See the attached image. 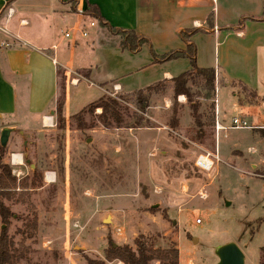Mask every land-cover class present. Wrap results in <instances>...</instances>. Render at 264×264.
Segmentation results:
<instances>
[{
  "label": "rangeland",
  "instance_id": "1",
  "mask_svg": "<svg viewBox=\"0 0 264 264\" xmlns=\"http://www.w3.org/2000/svg\"><path fill=\"white\" fill-rule=\"evenodd\" d=\"M62 9L56 0H20L14 18H38ZM65 10L73 14L77 7L70 2ZM78 17L60 25L56 39L59 29H74L70 40L74 41L79 38L76 30L85 26L88 36L78 41L74 54H65L74 67L84 70L59 71L65 84L77 86L81 81L71 88L67 103L70 111L80 109L65 119L59 99L51 127L28 124L16 129L8 141L13 152L23 155L15 172L7 164L8 145L0 147V165L9 166L16 179L11 197L2 199L12 215L8 235L15 245L22 242L29 249L19 264H86V258L102 260L109 243L133 246L141 235L155 240L157 247L173 241L179 264H217L216 249L229 243L241 250L244 264H264V129L230 130L217 136L213 127L216 108L225 125L244 111L233 107L234 95L236 103L262 124L264 44L249 43L248 37L238 38L232 30L193 38L196 63L218 74L215 95L194 99L203 124L202 135L196 138L198 128L187 100L173 99L162 81L145 114L135 109L132 93H126L159 79L168 66L170 73L179 75L183 71L179 62L134 71L143 55L120 56L114 35L98 24L90 27L81 14ZM255 32L247 29L246 34ZM94 33L100 35L93 41ZM112 80L125 92L114 89ZM188 86L204 94L201 79H191ZM243 86L255 90L258 98L250 97ZM102 95L120 105L121 127L103 128L98 122L101 110L91 105ZM137 116L147 121L140 129L134 126ZM170 121L177 122L176 129L170 128ZM206 152L219 161L209 172H201L194 163ZM34 170L38 177L31 181ZM46 177H54L51 187H44Z\"/></svg>",
  "mask_w": 264,
  "mask_h": 264
},
{
  "label": "crops",
  "instance_id": "2",
  "mask_svg": "<svg viewBox=\"0 0 264 264\" xmlns=\"http://www.w3.org/2000/svg\"><path fill=\"white\" fill-rule=\"evenodd\" d=\"M18 1L20 0H0V131L3 128H13L15 132L18 128L24 129L28 124L37 125L41 129L51 127L59 112L57 108L59 99L63 101L60 113L65 119L80 109V107H73L70 111L67 109V103L71 88L77 87L81 81L77 86L65 84L61 81L59 71L61 68L84 70L74 67L70 59H66L65 54L70 56L74 54L79 46L78 41L85 39L88 35L85 38L79 35L78 39L70 41L71 39H65L63 36L69 29L63 31L59 29L60 37L58 39L56 37L59 26L76 22L79 14L88 4L96 6L105 23L112 28L133 32L147 41L149 46L142 45L136 52H129L120 48V39L114 35L118 41L115 51L120 56L129 55L137 59L138 55H143V63H135L136 65L132 68L134 71L142 72L150 67L153 69L159 67L149 53L150 48L156 55L184 50L186 44L180 39V33L186 30H198L190 38L192 42L198 34L209 33L217 36L223 31L232 30L238 38L248 37L249 43L264 44V30H262L264 29V0H56L64 11L40 14L38 18L26 19L21 16L15 19L14 9ZM72 1L77 4L78 15L67 13L65 10L67 3ZM5 6L13 9L14 13L10 20L3 18L7 10V8L3 10ZM95 26L96 24L92 28ZM82 28L84 29L85 26ZM247 29L256 32L253 35L246 34ZM99 35L94 33L93 41ZM53 61L58 62L60 66H55ZM177 61L183 70L182 73L190 70L187 59L169 61L163 65ZM196 66L206 67L199 65L198 61ZM170 67L163 71L159 79L144 88L162 81L172 92L170 80L176 76L169 72ZM214 70L216 86L218 74L217 70ZM89 76L90 72L85 77L86 82ZM111 83L123 90L117 81L112 80ZM244 90L253 94L254 98H258L255 90L247 86ZM104 91L102 88V92ZM237 97L234 95L233 107L244 110L239 113L246 114L247 121L251 125H259L260 123L247 113L246 107L236 103ZM99 99L105 98L102 95ZM150 108H152L151 105L148 109ZM216 113L218 119L217 108ZM7 145V164L15 172L22 165L23 155L12 151L11 142L9 144L7 142ZM54 181V177H46L44 187H51ZM150 215L154 216V214ZM150 241L155 244V240L150 239ZM170 245L177 248L173 241H168L163 247L155 246V248L163 249Z\"/></svg>",
  "mask_w": 264,
  "mask_h": 264
},
{
  "label": "trees",
  "instance_id": "3",
  "mask_svg": "<svg viewBox=\"0 0 264 264\" xmlns=\"http://www.w3.org/2000/svg\"><path fill=\"white\" fill-rule=\"evenodd\" d=\"M71 3L74 2L72 1ZM7 6H5L3 10H5ZM75 6L77 7V4H75ZM73 14H78V9L75 10ZM81 15L88 21H93L99 26L106 28L112 35L118 36L120 39V48L122 50L136 52L142 45H148L145 39L133 32H124L109 26L105 23L97 7L94 5L88 4ZM197 32L198 30H186L180 33V39L186 44L184 50L171 51L164 55H156L151 48L149 49L154 63L157 64L178 59H187L189 61L190 70L172 78L170 82L172 84L173 99L178 96H184L187 100L193 123L198 128L195 136L196 138L202 135L203 124L198 114L199 103L194 99L198 97L207 100L215 95L216 78L214 69L198 68L196 66V49L190 38ZM194 78L201 79L202 90L204 92L203 95H201L200 92H192L190 90L188 83ZM158 86L157 84L132 92L131 97L133 99V105L138 112L142 114L146 113V110L149 108L151 94L157 92ZM249 95L254 98L253 94L249 93ZM91 106L92 108L94 107L95 109L101 110L97 119L102 127L108 128L114 125L116 128H119L123 124L121 107L116 100L109 98L102 99ZM211 108L212 113V111H214L213 104ZM76 120L77 127H81L80 118ZM212 121L213 118H211L210 123H212ZM143 124H147V121L141 116H137L134 126L140 127ZM176 127L177 122L170 121V128L176 129ZM37 177L36 170L32 171L31 181H34ZM15 187L16 179L12 177L10 167L7 165H0V224L2 226L0 227V264H19L21 261H25L29 253V249L24 247L22 242L15 245L13 238L8 235L10 218H12V215L3 204L2 199L8 200L11 197V190ZM35 225L36 221L35 218H33L30 226L34 229ZM153 244L154 243L148 238L142 235L133 240V246L118 245L114 247V244L109 243L108 247L103 252L104 257L102 260H89L86 258L85 261L86 264H179V252L174 245L162 249L155 248Z\"/></svg>",
  "mask_w": 264,
  "mask_h": 264
},
{
  "label": "built area",
  "instance_id": "4",
  "mask_svg": "<svg viewBox=\"0 0 264 264\" xmlns=\"http://www.w3.org/2000/svg\"><path fill=\"white\" fill-rule=\"evenodd\" d=\"M13 9L11 8H7L6 12H5V18L6 20H10L11 17L13 16ZM89 26L90 27H94V25L96 24L93 21H88ZM72 30L67 31L63 36L65 39H71L72 38V33L74 32ZM76 30V29H75ZM76 32H78V34L82 37L85 38L87 36L86 31L83 28H80L79 30H76ZM53 64L55 66H60L58 64V62L53 61ZM71 85V84H70ZM114 89H117L116 85L114 86ZM216 103V101H215ZM214 131L216 133V135L218 136L220 133H225L226 131H230V130H250V129H264V115H263V123L259 124V125H251L248 121H247V116L244 113H238V115L234 116L231 120L230 123L228 124H224L223 122H220L218 119L214 121ZM218 158L216 157L215 154L213 153H204L201 154L197 157L194 165L195 167L201 171V172H209L214 165L218 162ZM202 198H205V196L203 195Z\"/></svg>",
  "mask_w": 264,
  "mask_h": 264
},
{
  "label": "water",
  "instance_id": "5",
  "mask_svg": "<svg viewBox=\"0 0 264 264\" xmlns=\"http://www.w3.org/2000/svg\"><path fill=\"white\" fill-rule=\"evenodd\" d=\"M14 132L13 128H3L0 131V147L4 149L9 136ZM108 218L104 220L107 222ZM115 247V245H114ZM217 264H244V256L238 246L234 243L225 244L216 249Z\"/></svg>",
  "mask_w": 264,
  "mask_h": 264
},
{
  "label": "bare ground",
  "instance_id": "6",
  "mask_svg": "<svg viewBox=\"0 0 264 264\" xmlns=\"http://www.w3.org/2000/svg\"><path fill=\"white\" fill-rule=\"evenodd\" d=\"M19 161V160H18ZM16 163V162H15Z\"/></svg>",
  "mask_w": 264,
  "mask_h": 264
}]
</instances>
